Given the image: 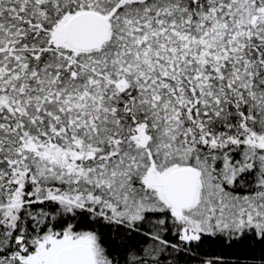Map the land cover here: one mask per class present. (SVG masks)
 <instances>
[{"label":"snow or ice","instance_id":"obj_1","mask_svg":"<svg viewBox=\"0 0 264 264\" xmlns=\"http://www.w3.org/2000/svg\"><path fill=\"white\" fill-rule=\"evenodd\" d=\"M0 264H264V0H0Z\"/></svg>","mask_w":264,"mask_h":264}]
</instances>
